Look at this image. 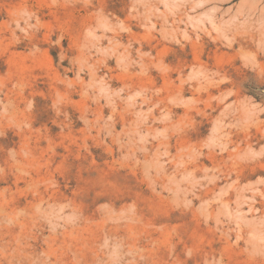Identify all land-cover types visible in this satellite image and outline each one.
I'll use <instances>...</instances> for the list:
<instances>
[{
	"label": "rangeland",
	"instance_id": "rangeland-1",
	"mask_svg": "<svg viewBox=\"0 0 264 264\" xmlns=\"http://www.w3.org/2000/svg\"><path fill=\"white\" fill-rule=\"evenodd\" d=\"M0 264H264V0H0Z\"/></svg>",
	"mask_w": 264,
	"mask_h": 264
}]
</instances>
